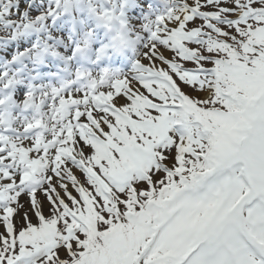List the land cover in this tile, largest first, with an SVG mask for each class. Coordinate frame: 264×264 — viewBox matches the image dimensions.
Segmentation results:
<instances>
[{"label":"snow or ice","instance_id":"snow-or-ice-1","mask_svg":"<svg viewBox=\"0 0 264 264\" xmlns=\"http://www.w3.org/2000/svg\"><path fill=\"white\" fill-rule=\"evenodd\" d=\"M0 264H264V0H0Z\"/></svg>","mask_w":264,"mask_h":264}]
</instances>
